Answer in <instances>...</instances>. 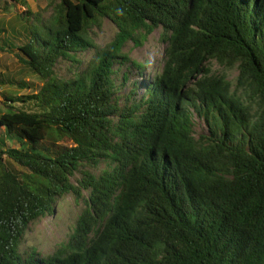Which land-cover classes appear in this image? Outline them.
I'll return each mask as SVG.
<instances>
[{"label": "trees", "instance_id": "1", "mask_svg": "<svg viewBox=\"0 0 264 264\" xmlns=\"http://www.w3.org/2000/svg\"><path fill=\"white\" fill-rule=\"evenodd\" d=\"M4 1L23 24L0 23V50L39 86L0 72L1 86L31 90L3 93L0 264H264V0H60L48 16ZM104 20L117 31L94 64L58 76L96 49ZM155 29L164 64L142 79L123 48ZM212 61L236 67L235 83ZM66 194L84 201L67 240L21 252Z\"/></svg>", "mask_w": 264, "mask_h": 264}, {"label": "rangeland", "instance_id": "2", "mask_svg": "<svg viewBox=\"0 0 264 264\" xmlns=\"http://www.w3.org/2000/svg\"><path fill=\"white\" fill-rule=\"evenodd\" d=\"M28 8L32 12H39L45 16L51 13L52 8L50 4L58 2L60 0H26ZM23 9L10 1L5 2L0 0V23L2 26L7 28V32L13 33L15 30H22L21 23L17 16L23 13ZM117 29L116 26L109 20H104L101 27H93L92 37L96 45V49H88L85 52L79 53L78 57L81 64H75L70 61H61L56 68V73L58 76L63 78H69L72 73L70 70L75 69L79 66L80 70L87 69L92 66L95 62L98 49L103 48L109 44ZM160 29H155L151 34H149L145 40H142L141 44L135 45L131 40L123 48V53L126 54L129 59L139 63L144 67V74L141 77L145 79L147 74H154L160 72L164 64V48L165 43L161 42L160 39ZM6 38V33H4L0 38ZM9 39V36H8ZM15 51H9L5 47L0 50V72L18 76L23 78L29 84L39 86L38 81L35 78L25 76L22 73L21 65L19 64ZM209 68L215 73L224 72L227 79L231 81L232 84L235 83V77L237 76V68L224 69L216 62H210ZM121 73V72H120ZM141 78L138 74L133 71L131 74V82L134 80L140 81ZM130 84V83H127ZM128 86L120 90V93L126 92ZM18 93L17 95L30 94L31 90L24 89L21 90L19 87L9 88V86L0 85V111L6 109V104L10 103L5 101L3 96L4 91H11ZM11 105V104H10ZM18 108H22L19 107ZM31 109V107H26ZM196 121V133L205 132L206 126L198 118ZM63 145H69V142L65 141ZM107 168L106 163H100L96 167H88V170L99 175L102 170ZM80 178V174L76 173L72 177L71 181L75 183ZM86 197V193L83 192V198ZM82 199L76 200L72 194H66L62 198L58 199L54 205L53 211L50 214L45 215L40 220L31 223L27 229V232L21 242L20 251H35L40 256H47L52 254L62 243H64L69 234L71 233L77 218L79 217L82 208L84 207V201Z\"/></svg>", "mask_w": 264, "mask_h": 264}]
</instances>
